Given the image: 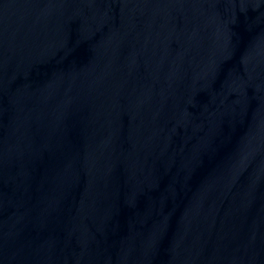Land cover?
Segmentation results:
<instances>
[{"label": "water", "instance_id": "95a60500", "mask_svg": "<svg viewBox=\"0 0 264 264\" xmlns=\"http://www.w3.org/2000/svg\"><path fill=\"white\" fill-rule=\"evenodd\" d=\"M0 264H264V0H0Z\"/></svg>", "mask_w": 264, "mask_h": 264}]
</instances>
